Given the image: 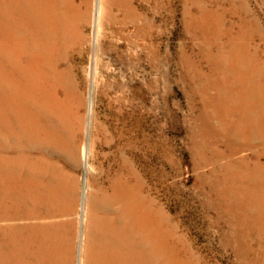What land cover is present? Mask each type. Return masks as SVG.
<instances>
[{
  "label": "bare ground",
  "instance_id": "obj_1",
  "mask_svg": "<svg viewBox=\"0 0 264 264\" xmlns=\"http://www.w3.org/2000/svg\"><path fill=\"white\" fill-rule=\"evenodd\" d=\"M163 6L164 0H0V264H77L78 259L79 264H162L165 213L155 199L151 202L141 162L149 145V93L155 92L159 110L162 104ZM94 39L90 137L83 150L88 176L80 193L77 133L67 114L69 88L77 87L79 111L83 77L75 70L86 68ZM138 67L155 70L154 88L147 79L145 84L134 80ZM261 90L258 108L250 110L242 96L236 107L228 105L230 115L240 119L234 126L251 130L255 122H264ZM137 146L143 155L135 153Z\"/></svg>",
  "mask_w": 264,
  "mask_h": 264
},
{
  "label": "rangeland",
  "instance_id": "obj_2",
  "mask_svg": "<svg viewBox=\"0 0 264 264\" xmlns=\"http://www.w3.org/2000/svg\"><path fill=\"white\" fill-rule=\"evenodd\" d=\"M215 1L164 0L162 9L164 53L162 104L159 110L155 92L151 91L145 105L149 145L141 162L146 169L147 186L150 187H147L149 188L147 190L151 202L155 199L154 202H158L157 204L164 209L165 213L162 222V243L164 242L166 246L163 245L165 250H163L162 264H260L262 261L264 264V153L260 156V153L264 152L262 145L264 122L260 120L258 123L255 122L251 130L241 129L233 124L235 120L238 123L240 119L236 117V114L230 115L231 112H228V105H238V102H241V96L250 110L258 108V98L262 96V90L259 91V88H264V62H262L264 61V27H262L264 26V0ZM189 19L191 20L189 21ZM239 25L240 27H238ZM227 47H229V51L225 49ZM94 53L95 39L91 46V54L85 55L86 68L82 69L76 66L75 72L77 71L80 79L83 77L78 101L79 111H77V100L75 99V96L77 98V87H74L72 83L69 88L70 93L73 94L69 95L67 114L71 121L69 122L77 133L76 146H79V165L76 175L80 193L88 176L83 150L85 146H88L90 137L89 112L93 92L91 68ZM74 57H77V53ZM258 65L261 66L259 71ZM215 74L216 76H214ZM145 79L148 80L145 81L148 86L154 88L152 84L155 79V70L152 67H147L146 71L142 67L137 68L134 80L137 83H144ZM233 101L236 103H232ZM253 129L256 130V133L252 131ZM243 131H247L246 135L243 134ZM255 135H258V139L255 138ZM213 136H215L214 140ZM65 147L64 144L63 148ZM139 148V146L135 148V153L138 156L143 155L142 149ZM257 159L258 162H256ZM62 160L65 161V158L61 157V163H64ZM114 160L113 156L112 161ZM115 164L114 162L113 165ZM214 170L215 172H213ZM257 185L258 187H256ZM208 189L211 190V193ZM231 218L232 220H230ZM165 222L170 223L166 224ZM247 246L248 248H246ZM77 264H79V259Z\"/></svg>",
  "mask_w": 264,
  "mask_h": 264
}]
</instances>
